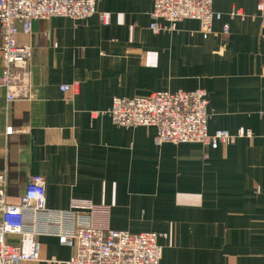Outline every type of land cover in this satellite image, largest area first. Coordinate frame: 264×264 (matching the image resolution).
Instances as JSON below:
<instances>
[{
  "label": "crops",
  "instance_id": "1",
  "mask_svg": "<svg viewBox=\"0 0 264 264\" xmlns=\"http://www.w3.org/2000/svg\"><path fill=\"white\" fill-rule=\"evenodd\" d=\"M259 0H213L222 14L210 33L184 19L173 32L150 28L153 0H98L83 20H35L32 98L9 103L0 93V172L10 202L30 178L45 179L47 206L74 201L110 206V227L155 231L160 264H264V26ZM239 10L244 16H231ZM225 26L228 28L225 32ZM0 27V79L3 56ZM69 85L66 91L61 86ZM206 89L209 130L251 129L254 136L212 149L157 145L154 127L116 125V96ZM7 128H12L11 133ZM18 243L17 237H10ZM40 258L65 264L75 248L37 235Z\"/></svg>",
  "mask_w": 264,
  "mask_h": 264
},
{
  "label": "built area",
  "instance_id": "2",
  "mask_svg": "<svg viewBox=\"0 0 264 264\" xmlns=\"http://www.w3.org/2000/svg\"><path fill=\"white\" fill-rule=\"evenodd\" d=\"M98 0H0V27L3 56L0 93L7 101L32 98V46L18 40L22 31L30 35L35 20L67 17L83 20L98 15L109 25L111 13L98 12ZM258 18L264 26V0L257 4ZM231 16H244L233 10ZM155 32H173L184 19L196 20L203 32L213 30V22L222 14L214 12L213 0H153L149 14ZM225 32L228 28L225 26ZM69 85L61 86L62 91ZM112 121L122 127H154L157 145L198 143L212 149L230 145L240 138L254 136L251 129L236 132L209 130L212 115L206 89L160 90L145 96L112 99L107 111ZM12 128H7L11 133ZM45 179L30 178L25 193L10 202L6 171L0 172V264H20L40 258L37 235H53L63 245L75 248L65 264H160L164 234L155 231L132 233L110 227V206L88 200L74 201L68 210L47 206ZM10 237H17L18 243Z\"/></svg>",
  "mask_w": 264,
  "mask_h": 264
}]
</instances>
